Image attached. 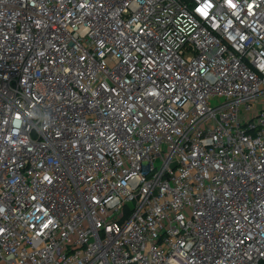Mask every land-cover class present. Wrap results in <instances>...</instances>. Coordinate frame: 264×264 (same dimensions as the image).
<instances>
[{
    "label": "built area",
    "instance_id": "built-area-1",
    "mask_svg": "<svg viewBox=\"0 0 264 264\" xmlns=\"http://www.w3.org/2000/svg\"><path fill=\"white\" fill-rule=\"evenodd\" d=\"M264 0H0V264H260Z\"/></svg>",
    "mask_w": 264,
    "mask_h": 264
},
{
    "label": "trees",
    "instance_id": "trees-1",
    "mask_svg": "<svg viewBox=\"0 0 264 264\" xmlns=\"http://www.w3.org/2000/svg\"><path fill=\"white\" fill-rule=\"evenodd\" d=\"M260 264H264V260Z\"/></svg>",
    "mask_w": 264,
    "mask_h": 264
}]
</instances>
